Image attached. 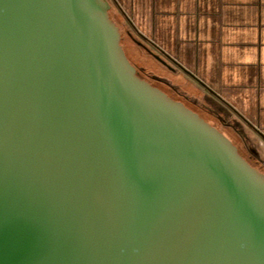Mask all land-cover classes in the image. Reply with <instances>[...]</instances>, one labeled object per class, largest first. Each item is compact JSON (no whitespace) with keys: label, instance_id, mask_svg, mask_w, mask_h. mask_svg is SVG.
<instances>
[{"label":"water","instance_id":"water-1","mask_svg":"<svg viewBox=\"0 0 264 264\" xmlns=\"http://www.w3.org/2000/svg\"><path fill=\"white\" fill-rule=\"evenodd\" d=\"M109 11L0 0V264H264V180L137 79Z\"/></svg>","mask_w":264,"mask_h":264},{"label":"crops","instance_id":"crops-1","mask_svg":"<svg viewBox=\"0 0 264 264\" xmlns=\"http://www.w3.org/2000/svg\"><path fill=\"white\" fill-rule=\"evenodd\" d=\"M111 1L158 51L178 46L183 62L202 68L204 83L219 85L226 104L264 132V0Z\"/></svg>","mask_w":264,"mask_h":264},{"label":"rangeland","instance_id":"rangeland-1","mask_svg":"<svg viewBox=\"0 0 264 264\" xmlns=\"http://www.w3.org/2000/svg\"><path fill=\"white\" fill-rule=\"evenodd\" d=\"M105 1L110 6L109 18L120 35V47L128 61L143 74L154 80H160L176 94L199 103L201 107L206 108L228 124L229 128L222 131L224 136L234 145L242 158L250 162L259 161L263 166L257 165L256 167L261 174H264V141L258 136V133L264 136V132L258 126H255L258 131L251 130L244 116L232 110L221 98L219 85L212 88L205 84L202 68L196 69L195 63L189 67L183 62L178 46L166 47L164 48L166 52L158 51L155 38L152 36L148 39L144 38L133 28L132 22L117 9L111 0ZM152 54L154 57H161L170 65V68H163L152 58ZM193 57L195 58L194 51ZM245 145L246 147H244Z\"/></svg>","mask_w":264,"mask_h":264},{"label":"flooded vegetation","instance_id":"flooded-vegetation-1","mask_svg":"<svg viewBox=\"0 0 264 264\" xmlns=\"http://www.w3.org/2000/svg\"><path fill=\"white\" fill-rule=\"evenodd\" d=\"M151 56L155 60L154 55L152 54ZM156 57H158V56H156ZM158 58L165 65L159 63L158 61H156V62H158V64H160L165 69H169L170 68V65L166 61L161 59V57H158ZM132 66L136 70L137 79H139L140 81L145 82L149 87L153 88L159 95L165 96L169 103H171L173 105H176L177 107L182 109L188 116H190L192 118H195L198 121H201L204 124L208 125L210 128H212L215 131L219 132L227 141H229L224 136V134L222 132L224 129L229 128L228 124H226L223 121H221L219 118H217L214 114H212L206 108L201 107L199 105V103H197L195 101H190L188 98H185L184 96L176 94L172 89L166 87V85L163 84V82H161L160 80H154V79L150 78L149 76H147L146 74H143V72L140 71L134 65H132ZM243 140L244 139H242V141ZM233 147H234V145H233ZM244 147H246V145ZM236 152H237V149H236Z\"/></svg>","mask_w":264,"mask_h":264},{"label":"trees","instance_id":"trees-1","mask_svg":"<svg viewBox=\"0 0 264 264\" xmlns=\"http://www.w3.org/2000/svg\"><path fill=\"white\" fill-rule=\"evenodd\" d=\"M238 154V153H237ZM239 155V154H238ZM239 157L254 171V172H256V174L262 179V180H264V174H261L260 172H259V169L256 167L257 165H260V166H263L262 164H260V162L259 161H257V160H255V161H248V160H245L244 158H242L240 155H239ZM253 159V158H252Z\"/></svg>","mask_w":264,"mask_h":264},{"label":"built area","instance_id":"built-area-1","mask_svg":"<svg viewBox=\"0 0 264 264\" xmlns=\"http://www.w3.org/2000/svg\"><path fill=\"white\" fill-rule=\"evenodd\" d=\"M253 129L256 130V131H258V130L256 129V127H254Z\"/></svg>","mask_w":264,"mask_h":264}]
</instances>
